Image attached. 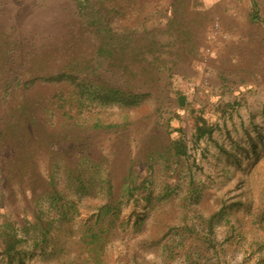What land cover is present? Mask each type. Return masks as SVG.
<instances>
[{"label": "rangeland", "instance_id": "obj_1", "mask_svg": "<svg viewBox=\"0 0 264 264\" xmlns=\"http://www.w3.org/2000/svg\"><path fill=\"white\" fill-rule=\"evenodd\" d=\"M71 1L0 0V264H264V0H105L166 63L103 61L94 84L130 103L35 90L46 110H19ZM102 52L96 35L81 69Z\"/></svg>", "mask_w": 264, "mask_h": 264}, {"label": "trees", "instance_id": "obj_2", "mask_svg": "<svg viewBox=\"0 0 264 264\" xmlns=\"http://www.w3.org/2000/svg\"><path fill=\"white\" fill-rule=\"evenodd\" d=\"M104 2L106 3L105 0H82V3L76 4L75 1H71L69 17H51V20L54 21L50 23V26L54 27L57 34L55 36L49 34L44 47H40L39 51L33 48V51L28 53L25 72L27 79L21 93L17 94V98L23 100L17 106L19 110H29L30 108L46 110L44 104L40 102L36 103L35 100H31L29 103L28 96L35 90L40 94L42 92L46 99L51 100V110L55 109L53 104L62 106L56 99L57 96H60L58 94L62 96L63 93L69 91L84 93L89 89H91V94L95 93L94 95L102 100L101 102L112 100L130 103V95H128L130 91L120 88L101 90L98 84H94L97 82L93 78L95 75L96 77H98L97 75L106 76L102 66L103 61L106 58L110 61L111 57L117 59L113 64H116L118 70H124L121 74H131L134 67H138L133 61H130L131 59L138 60L137 62L142 64V69L150 70L153 67L157 72L160 70V66L166 63L162 45L155 39L151 31L144 27L140 29L138 23L132 27H126L123 20L119 19L117 27L119 31L113 34L108 27L110 20L106 19L107 16L104 14L106 9ZM78 4L85 10L82 18L78 15L80 11ZM96 35L100 38V49L103 51L100 54L101 60L96 65H90L89 60H85V69L82 70L79 60L83 57V50H89L93 46ZM149 55L150 60L147 58ZM77 79H81V81H77ZM20 81V79H16L19 84ZM128 87L126 86V88ZM28 118L30 119V114ZM27 122L25 120V123ZM38 130L42 129L38 128ZM51 134L52 138L55 137V131H52ZM35 137L34 135L33 138L35 139ZM178 149L180 150V148Z\"/></svg>", "mask_w": 264, "mask_h": 264}]
</instances>
